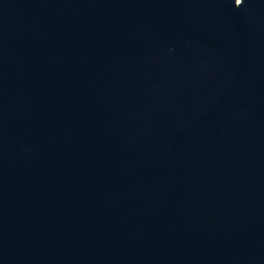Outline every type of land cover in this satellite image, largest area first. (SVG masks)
Here are the masks:
<instances>
[{
	"label": "water",
	"instance_id": "95a60500",
	"mask_svg": "<svg viewBox=\"0 0 264 264\" xmlns=\"http://www.w3.org/2000/svg\"><path fill=\"white\" fill-rule=\"evenodd\" d=\"M0 264H264V0H0Z\"/></svg>",
	"mask_w": 264,
	"mask_h": 264
}]
</instances>
